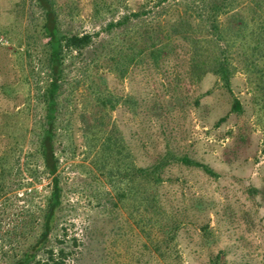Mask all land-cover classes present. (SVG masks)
Masks as SVG:
<instances>
[{
  "label": "rangeland",
  "instance_id": "1",
  "mask_svg": "<svg viewBox=\"0 0 264 264\" xmlns=\"http://www.w3.org/2000/svg\"><path fill=\"white\" fill-rule=\"evenodd\" d=\"M156 1L57 0L61 28L70 34L99 31L112 19L141 9L148 10L146 19L167 27L195 0H167V11ZM240 7L248 17L244 4ZM38 15L30 0H0V156L21 168L26 157L31 163L34 159L44 116L37 98L38 82L43 86L46 78ZM232 15L223 16L225 26L231 25ZM104 36L101 32L98 39ZM197 36L213 53L214 44L205 42L202 33ZM248 47L239 39L229 48L237 65L232 90L243 104L242 113L230 111L233 95L216 75L195 77L196 49L178 35L159 62L147 57L125 78L105 72L109 89L123 99L110 112L111 121L138 165H149L171 150L209 164L219 174L170 164L156 189L160 207L155 226L147 220L152 212H138L134 201L123 199V186L102 173L95 150L88 151L82 118L86 60L69 59L57 149L63 206L52 238L67 234L66 245L75 252L70 264H264V59L256 58L258 67L249 70ZM50 180L36 181L37 201L49 194Z\"/></svg>",
  "mask_w": 264,
  "mask_h": 264
},
{
  "label": "trees",
  "instance_id": "2",
  "mask_svg": "<svg viewBox=\"0 0 264 264\" xmlns=\"http://www.w3.org/2000/svg\"><path fill=\"white\" fill-rule=\"evenodd\" d=\"M30 1L39 11L38 33L45 41L40 64L46 78L44 85L38 82L37 87L44 116L31 154L32 163L26 157L23 168L15 167L7 157L0 156V264H70L75 252L72 245H66L67 234L55 237V241L52 238L63 206L57 149L66 106L64 88L69 59L85 56L86 60L83 76L88 85L82 118L88 151L95 150L98 169L123 186L120 189L123 199L134 201L138 212H152L147 220L155 226L160 207L156 189L165 181L164 172L170 164L199 168L213 177L219 174L209 164L171 150L149 165H138L121 130L111 121L110 112L123 99L109 89L105 72L125 78L132 66L147 57L159 62L167 44L178 35L196 49L191 65L195 77L200 80L208 73L216 75L222 87L233 95L230 111L242 113L243 104L232 90L237 65L231 59L229 48L237 40L245 39L252 53H245L249 70L258 67L256 58L264 59V0H195L184 8V13L169 21L167 27L146 19V9L129 11L99 31L71 34L61 28L57 0ZM166 1L157 0L155 4L167 11L163 5ZM243 4L249 11L248 17L239 12ZM231 13L233 19L227 27L222 18ZM101 32L106 36L98 39ZM200 33L205 42L214 44L213 53L205 50L203 38L197 36ZM226 118H220L218 124ZM46 176L51 178V190L42 201H37L36 181ZM169 227L174 233L176 226ZM154 246L160 250L159 242Z\"/></svg>",
  "mask_w": 264,
  "mask_h": 264
}]
</instances>
